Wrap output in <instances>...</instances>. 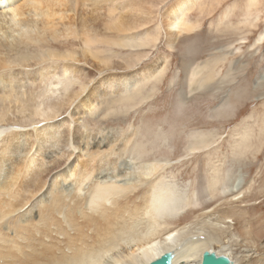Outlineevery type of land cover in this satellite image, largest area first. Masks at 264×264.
Instances as JSON below:
<instances>
[{"label": "rangeland", "instance_id": "374dc122", "mask_svg": "<svg viewBox=\"0 0 264 264\" xmlns=\"http://www.w3.org/2000/svg\"><path fill=\"white\" fill-rule=\"evenodd\" d=\"M121 1L127 3V0ZM135 1L139 6L135 18L145 19L142 26L118 34L105 30L100 22V25L95 23L96 29H99L96 35L121 39L145 31L158 36L154 47L128 50L113 46L110 52L106 51L109 47L103 43L91 44V51L99 53L100 57L94 53L84 57L80 38L49 39L51 48L61 53L70 50L77 60H60L56 74L52 76L50 69L51 76H44L42 81H39L38 72L45 66L48 68L49 62L37 65L31 60L28 63H32V66L18 65L12 70H0V77L17 74V86L14 88L19 91L8 100L0 82V150L8 135L18 133L20 136L22 133L27 142L25 137H20L17 143L28 147L27 158L31 159L34 155L36 159L40 158L38 131L52 126L56 143L52 138L44 145L53 144V149L63 153L62 157L56 158L60 168L50 172L46 185L25 205L24 212L31 207H28L29 204L44 199L51 180L57 178L60 182L72 171L74 175L70 181L74 179L71 182L75 186L82 162L90 160L88 151L76 144V132L91 139L93 135L102 136L101 131L106 130L104 134H110L115 140L111 144L114 151L128 134L134 133L139 150L126 152L122 160L107 149L94 155L96 158L93 156L95 160L92 161L95 164L90 161L94 164V169H91L93 175L83 182L78 192L82 196L86 194L90 180L100 169L99 164L114 170L115 162L124 161L128 165V169L122 167L125 168L121 169L124 173L138 167L136 174L129 178L136 180L138 189L145 186L144 181L137 180L138 171L143 173L139 177H146V168H139V165L149 164V168L155 165L159 168L155 173L158 177L155 178H162L165 185L173 187L179 199L182 196L190 201L193 199L181 219L163 223L162 233L179 224H191L202 212L211 208L234 205L236 211L244 213L233 221V227L239 233L240 229L247 230V234L249 232L252 237L245 242L247 249H251L256 260L261 261L264 256V0H193L186 16L192 26L175 38L166 31L164 14L175 0ZM88 5H79L80 11L76 12L71 8L67 14L69 18L64 21H70L72 16V24L79 30L82 15L94 11L95 3L92 5L89 2ZM96 5H99L97 8L103 6L99 1ZM80 6L85 7L84 10ZM126 10L127 7H124L122 12ZM149 38L153 37L145 40ZM36 45L35 42L20 44V47L8 53L10 59L17 62L19 52L29 54L48 48L46 42L41 43V47ZM137 53L145 54L144 60L124 67V58ZM109 55H112V61L107 64ZM65 64H73L76 70L71 74L75 79L69 87L65 80L57 82V76L63 79L62 66ZM192 71H196L193 80ZM124 78L128 84L122 85L120 81ZM33 79L36 80L34 83ZM76 91H80V96L76 95L75 99ZM19 96L23 101L17 102L16 97ZM80 97L82 100L93 99L95 110L91 112V119L88 117L89 111L78 107ZM22 107L25 108L24 112L20 111ZM51 108L58 110L56 116L49 113ZM37 109L49 117L38 115ZM201 133L206 134L208 143L199 149H189ZM134 155H142V159L137 161L133 159L136 158ZM105 158L109 160L106 162ZM110 159L112 162L108 163ZM216 176L220 181L215 191L208 195L210 179ZM223 181L228 185L221 186ZM236 182L240 183L239 189L243 191L245 201L239 202L242 198L234 201L232 196L236 193L233 192L223 194L225 187L231 188ZM194 195L198 198L196 204ZM216 245L213 247L217 249Z\"/></svg>", "mask_w": 264, "mask_h": 264}, {"label": "bare ground", "instance_id": "6f19581e", "mask_svg": "<svg viewBox=\"0 0 264 264\" xmlns=\"http://www.w3.org/2000/svg\"><path fill=\"white\" fill-rule=\"evenodd\" d=\"M97 1L102 2L103 6L97 8L100 5H96ZM89 2L92 5L95 3L93 6L95 12L91 9L89 11L92 14L82 15L83 17L79 19L81 20L79 30L73 26L72 16L70 21H64L69 18L67 14L71 8L75 12L80 11L79 5L86 7ZM1 3L3 9L0 11V70L8 68L12 70L18 65L29 66L31 64L32 66V63H28L31 60L37 65L49 62L48 68L45 66L46 68L43 67L38 72L39 81L44 80V76H51L50 69L54 76L60 60H77L74 52L70 50H64L61 53L51 48L49 39L80 38L83 41L84 57L91 53L100 57L99 53L91 51V44L103 43L109 47L106 51L111 52L113 46L129 50L136 47L151 48L158 42V36L154 37L145 31L136 36L133 34L132 37L124 36L125 38L121 39L102 38L96 35L99 29H96L95 23L98 25L102 23L105 30L118 34L127 33L142 26L145 19L135 18L139 8L135 0H127V3L121 0H0V5ZM192 5L193 0H175L166 9L164 13L166 31L168 34L171 33L173 38L192 26L186 19ZM124 7H127L125 13L122 12ZM147 37L153 38L146 41ZM28 42H35L37 47H41V43L46 42L48 48L29 54L19 52L17 62L11 60L8 53L16 50L20 44H28ZM111 56L109 55L107 64L112 61ZM144 57L143 53L129 54L123 60L124 67L136 65L144 60ZM161 70H158L157 75ZM73 73H76L73 64L63 65V79L57 76V82L65 80L69 87L75 79L71 77ZM195 74L196 71H192L191 80L196 77ZM16 77L17 74L0 77L2 89L5 90L8 100L12 94L15 96L14 94L19 93L14 88L17 86ZM35 81L33 79L32 83ZM120 83L125 85L128 81L124 78ZM78 92L80 93V91L75 92L74 98L78 96ZM20 97H16L17 102L23 101ZM82 99L78 102V107L85 108L86 112L89 111L88 117L90 118L91 112L95 110L93 99ZM24 110L23 107L20 109L22 112ZM37 111L38 115H46L44 111L38 109ZM56 112L58 110L55 108L49 110L51 116H56ZM53 128L49 126L40 129L41 132L38 131L39 139L38 137L37 139L41 152H39L40 158L37 159L35 155L31 159L27 158L28 147L17 143L20 137H25L22 133L19 136L18 133L13 132L15 134L8 135L9 138L5 137L8 138L7 140L3 138L5 140L0 150V264H149L166 252H173L172 264H200L202 253L205 251L229 256L233 264H264V256L261 261L256 260L257 257L253 255V252L251 253V249H247L245 242L252 237L249 232L247 234V230L240 229L241 233H239L233 227V221L238 220L244 213V211H236L234 205L227 208H211L209 211L202 212L201 216L197 217L198 221L195 220L191 224L187 222L179 224L166 233H162L163 223L166 220L181 219L180 217L192 204L193 199L190 201L184 196L179 199L173 187L165 185L162 178H155L154 176L158 177L155 173L159 169L155 165L150 168L149 164L139 165V168H146L144 174L146 177H139L143 173L138 171L137 180L144 181L145 185L138 189V185L135 184L136 180L129 179L132 174H136L138 167H134L132 172L124 173L121 171L122 167L128 169L124 161L120 163L114 161V170H109L99 164L100 169L90 180L86 194L82 196L78 192L80 188L82 189L86 179L93 175L91 169H94L95 163L92 161L96 158L94 155L107 149L119 155V160H122L126 152L139 150L140 147L135 142L137 135L135 136L134 133L128 134L114 151L111 144L115 143V140L110 134H104L106 130L101 131L102 136L93 135L91 139L88 135L84 137L77 135L78 132H76L75 142L88 151L90 160L82 162L75 186L71 182L74 179L70 181L72 174L74 175L72 171L69 174L65 173L66 178L61 176L64 179L60 182L56 180L57 178L51 180L44 199L37 200L32 205L29 204L28 207H31L24 212L25 205H28L31 198L38 195L46 185L50 172L60 168V163L56 158L62 157L63 153H60L59 149H53V144L44 145L45 142L54 138ZM54 143H56L55 138ZM207 143L206 134L201 133L189 149H199ZM135 157L133 159L137 161L142 159V155ZM133 159L131 160L132 165ZM107 160L109 158H105L106 162ZM110 162H112L111 159L108 163ZM46 164L48 166L44 167ZM75 170L77 171V168ZM148 175L151 176L148 177ZM210 180L208 195L215 191L220 178L216 176ZM220 185L228 184L223 181ZM239 185L240 183L236 182L231 188L225 187L223 194L233 192L236 193L232 196L234 201L241 198L239 202L245 201ZM194 197L196 204L197 195ZM214 244H217V249L213 247Z\"/></svg>", "mask_w": 264, "mask_h": 264}, {"label": "water", "instance_id": "95a60500", "mask_svg": "<svg viewBox=\"0 0 264 264\" xmlns=\"http://www.w3.org/2000/svg\"><path fill=\"white\" fill-rule=\"evenodd\" d=\"M173 256V252H166L149 264H172ZM200 264H233V261L224 254H214L213 252L205 251L202 253Z\"/></svg>", "mask_w": 264, "mask_h": 264}]
</instances>
